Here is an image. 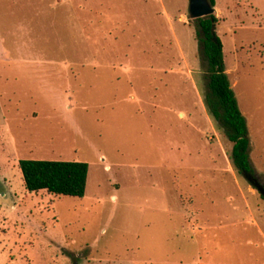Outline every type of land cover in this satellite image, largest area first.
<instances>
[{"label":"rangeland","instance_id":"rangeland-1","mask_svg":"<svg viewBox=\"0 0 264 264\" xmlns=\"http://www.w3.org/2000/svg\"><path fill=\"white\" fill-rule=\"evenodd\" d=\"M264 186V0H215ZM189 0H0V264H264V198L204 102ZM88 164L84 196L19 160Z\"/></svg>","mask_w":264,"mask_h":264},{"label":"trees","instance_id":"trees-1","mask_svg":"<svg viewBox=\"0 0 264 264\" xmlns=\"http://www.w3.org/2000/svg\"><path fill=\"white\" fill-rule=\"evenodd\" d=\"M211 6L215 0H208ZM200 31V52L206 63V107L223 134L233 143L232 165L238 173L252 174L249 161V137L246 119L240 112L223 59L220 39L212 40L211 27L216 17L195 19ZM23 182L28 192L45 190L57 196L82 197L85 193L88 164L77 161L19 160Z\"/></svg>","mask_w":264,"mask_h":264},{"label":"water","instance_id":"water-1","mask_svg":"<svg viewBox=\"0 0 264 264\" xmlns=\"http://www.w3.org/2000/svg\"><path fill=\"white\" fill-rule=\"evenodd\" d=\"M215 12L214 6H211L208 0H189V17L191 19H197L213 15ZM215 24H212L211 35L214 42L217 41V35L215 33ZM245 178L255 188V190L264 198V186L260 184L251 174L243 172Z\"/></svg>","mask_w":264,"mask_h":264}]
</instances>
